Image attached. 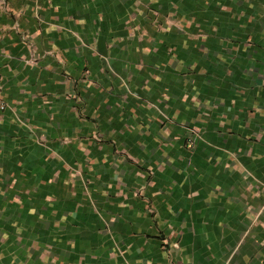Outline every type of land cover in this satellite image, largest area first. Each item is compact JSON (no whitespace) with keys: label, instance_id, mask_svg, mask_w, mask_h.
<instances>
[{"label":"crops","instance_id":"1","mask_svg":"<svg viewBox=\"0 0 264 264\" xmlns=\"http://www.w3.org/2000/svg\"><path fill=\"white\" fill-rule=\"evenodd\" d=\"M0 88L5 214L150 246L109 264H264V0H0Z\"/></svg>","mask_w":264,"mask_h":264},{"label":"rangeland","instance_id":"2","mask_svg":"<svg viewBox=\"0 0 264 264\" xmlns=\"http://www.w3.org/2000/svg\"><path fill=\"white\" fill-rule=\"evenodd\" d=\"M12 204L15 207L9 208V212L5 214L2 201L0 202V254L21 256L26 264H40L38 258L34 257L62 254L72 255L75 260L84 256L92 261L90 264H109L108 256L123 261L130 254L140 259L144 251L150 249L141 237L118 238L111 234L102 236L90 230L84 232L69 229L66 220L63 222V215L56 213L57 210L63 212L62 207L54 208L52 201L46 198L11 200L8 206ZM79 217L84 216L81 214ZM85 217L89 221L91 216L86 213ZM88 226L93 227L94 223H88Z\"/></svg>","mask_w":264,"mask_h":264},{"label":"built area","instance_id":"3","mask_svg":"<svg viewBox=\"0 0 264 264\" xmlns=\"http://www.w3.org/2000/svg\"><path fill=\"white\" fill-rule=\"evenodd\" d=\"M7 108V106L4 104V102L1 100V88H0V111H3ZM196 138V135L190 134L188 139V146H191L193 144L194 139Z\"/></svg>","mask_w":264,"mask_h":264}]
</instances>
